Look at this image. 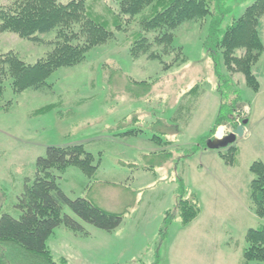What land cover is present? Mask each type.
Returning <instances> with one entry per match:
<instances>
[{
	"label": "rangeland",
	"instance_id": "obj_1",
	"mask_svg": "<svg viewBox=\"0 0 264 264\" xmlns=\"http://www.w3.org/2000/svg\"><path fill=\"white\" fill-rule=\"evenodd\" d=\"M254 1L215 0L207 18L181 25L175 31L173 51L165 56L162 47L151 49L170 63L180 48L177 62L164 70L159 60L147 55L137 60L129 56L139 16L130 19L125 31H115L110 24L116 13L114 1L86 0L95 14L108 21L113 39L89 50L82 63L56 70L48 80L50 86L42 90L15 94L4 85L0 215L19 217L18 197L32 182L36 160L45 156L48 147L82 145L94 157L95 173L88 177L76 166L54 172L59 189L69 199L83 198L122 214L123 221L106 232L62 207L81 230L74 232L64 225L53 230L47 247L54 262L255 264L246 263L242 252L247 230L264 227V218L254 215L248 197L253 179L249 166L254 161L264 164V50L253 67L259 83L255 93L245 86L241 74L227 73L216 46L224 29ZM11 2L0 0L2 6ZM259 33L264 46V16ZM40 38L49 41L52 35ZM50 49L47 43L0 33V55L13 52L27 64ZM221 101L226 109L236 101L237 114L232 113L237 122H246L242 137L233 143L237 154L231 166L217 150L205 148ZM231 130L223 125L214 135ZM154 137L170 143L161 154H152L160 150ZM179 195L195 197L200 209L187 226L174 213Z\"/></svg>",
	"mask_w": 264,
	"mask_h": 264
},
{
	"label": "trees",
	"instance_id": "obj_2",
	"mask_svg": "<svg viewBox=\"0 0 264 264\" xmlns=\"http://www.w3.org/2000/svg\"><path fill=\"white\" fill-rule=\"evenodd\" d=\"M113 1L116 13H113L110 24L115 31H125L130 19L139 16L137 30L130 42V58L137 60L147 55L151 60H159L162 68L167 70L177 62L180 48H176L178 53L170 63L163 62L161 54L151 52V49L162 47V55H168L175 49V31L184 23L202 21L211 15L215 0ZM263 16L264 0H255L224 29L216 42L227 73L241 74L245 86L255 93L259 90V83L253 74V67L264 50L259 33ZM0 33L14 34L22 40L52 46L43 58L33 64L23 62L13 52L0 55V99L5 83L15 94L49 87L48 80L56 70L82 63L89 50L105 45L114 37L108 28V21L95 14L86 0H68L65 3L59 0H12L7 6L0 4ZM150 34H153L152 40L148 39ZM42 35H52V40L43 41L40 38ZM237 52L241 54L237 55ZM236 104L234 101L230 109H226V104L220 102L207 140L212 139L220 126L228 125L233 130L241 124L243 120L237 122L232 113L237 112ZM154 139L158 141L155 143L160 150L152 154H161L170 145L160 137ZM217 152L228 166L233 164L237 153L233 144ZM93 163V155L87 153L82 145L50 146L46 149L45 156L36 160L32 182L24 185L18 197L15 207L20 211L19 217L0 215V264H18L19 260L25 264H57L47 247V239L53 230L60 225L74 232L81 230L77 221L62 213L64 206L80 221L97 229L112 232L121 225L122 214L103 210L83 198L69 199L57 185L54 172L61 174L66 168L76 166L91 177L97 169ZM249 171L253 179L249 183L248 197L254 215L263 219L264 164L254 161ZM170 213H166L165 222L170 218ZM174 213L182 226L193 222L200 214L195 197L183 198L179 195ZM244 240L243 260L246 263L264 264V227L248 229Z\"/></svg>",
	"mask_w": 264,
	"mask_h": 264
},
{
	"label": "water",
	"instance_id": "obj_3",
	"mask_svg": "<svg viewBox=\"0 0 264 264\" xmlns=\"http://www.w3.org/2000/svg\"><path fill=\"white\" fill-rule=\"evenodd\" d=\"M245 123H246L245 120H243L241 124H239L235 129L230 131L228 134L220 138H217L215 136L212 139L207 140L205 148L212 150H221L233 144L237 138L242 137L244 133Z\"/></svg>",
	"mask_w": 264,
	"mask_h": 264
},
{
	"label": "crops",
	"instance_id": "obj_4",
	"mask_svg": "<svg viewBox=\"0 0 264 264\" xmlns=\"http://www.w3.org/2000/svg\"><path fill=\"white\" fill-rule=\"evenodd\" d=\"M166 142H168V141H166ZM168 143H169V142H168ZM236 154H237V153H236ZM235 159H236V156H235ZM235 159H234V162H235ZM234 162H233V164H234ZM233 164H232V165H233ZM230 166H231V165H230ZM249 167H250V166H249Z\"/></svg>",
	"mask_w": 264,
	"mask_h": 264
},
{
	"label": "bare ground",
	"instance_id": "obj_5",
	"mask_svg": "<svg viewBox=\"0 0 264 264\" xmlns=\"http://www.w3.org/2000/svg\"><path fill=\"white\" fill-rule=\"evenodd\" d=\"M219 130H221V129H219ZM219 132V131H218ZM221 134V133H220ZM220 134L218 133V136H220Z\"/></svg>",
	"mask_w": 264,
	"mask_h": 264
}]
</instances>
